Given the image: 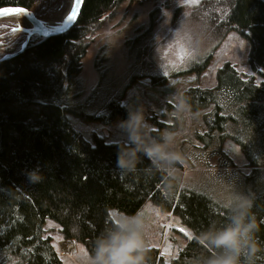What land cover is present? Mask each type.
<instances>
[{
    "label": "trees",
    "instance_id": "trees-1",
    "mask_svg": "<svg viewBox=\"0 0 264 264\" xmlns=\"http://www.w3.org/2000/svg\"><path fill=\"white\" fill-rule=\"evenodd\" d=\"M35 1L0 0V7L31 8ZM123 1L84 0L67 32L34 35L22 50V44L17 46L19 31L13 40L0 43V59L10 55L0 61V264H64L45 234L46 220L59 226L64 240H74L90 251L111 218L110 210L134 213L147 201L178 217L192 232L170 263L157 247H150L147 264H197L202 255L210 254L198 242L199 233L210 222L222 223L227 209L206 191L182 186L177 160L158 167L138 152L135 166L122 168L118 155L127 151L130 142L110 143L96 134L90 142L66 117L70 113L103 123L116 115L122 121L128 118L122 92L104 88L105 49L96 55L99 78L86 96L80 78L94 35ZM157 11L150 12V23L143 31L126 40L132 68L140 63L155 68ZM190 17L197 24L206 23L200 36L214 47L231 30L246 39L248 65L262 78L257 82L253 75L245 76L225 62L217 69L212 87H187L182 98L190 111L208 108L202 114L203 131L194 133L199 145H193L189 162L198 159L209 165L215 158L219 166L233 167L223 149L224 141L231 140L251 168L249 174L238 176L237 188L253 198L250 211L257 223L253 238L258 249L253 264H264V0H199ZM209 60L206 57L196 69L204 70ZM150 78L162 84L167 76ZM158 124L156 139L163 126H173ZM138 135L145 142L144 128L138 129ZM33 172L41 177L38 182L28 178ZM246 258L247 250L241 259Z\"/></svg>",
    "mask_w": 264,
    "mask_h": 264
},
{
    "label": "rangeland",
    "instance_id": "rangeland-1",
    "mask_svg": "<svg viewBox=\"0 0 264 264\" xmlns=\"http://www.w3.org/2000/svg\"><path fill=\"white\" fill-rule=\"evenodd\" d=\"M71 2L72 0H36L30 9L38 19L55 25L69 12ZM198 2L199 0H124L110 20L94 35L82 60L80 78L86 96L99 78L94 67L96 55L101 48L105 49L107 59L103 66L107 68V73L103 77L104 88L121 91L122 103L128 112L130 108H143V118L150 126L145 129V143L156 139L154 131L159 130L158 121L173 125L171 128L163 126L160 132L168 130L175 134L173 138L170 137V151L179 156L177 161L181 169L175 171L180 174L182 186L194 188L199 192L206 191L204 193L224 204L237 193L244 192L243 189L237 188V183H240L238 176L249 174L251 168L247 166L240 148L231 140L224 141L223 149L232 158L233 167H221L215 158H210L209 165L198 159L194 160L195 164L189 162L188 159L193 158V145H199L194 133L203 131L202 114L208 108L190 111L182 98V92L190 86L212 87L217 69L225 62L235 65L245 76L253 75L257 82L262 78L251 71L247 62L249 43L235 30L229 31L217 47L201 38L200 31L206 27V23L201 21L197 24L190 17ZM154 9H158L154 29L157 48L155 68L150 69L145 63L132 68V56L126 40L133 39L138 31H143L149 25V14ZM162 9H166L170 14L167 21ZM30 29V23L21 16L2 18L0 43L8 39L13 40L15 31H19L22 35L18 46L23 43ZM208 56L210 60L207 67L197 70ZM159 74L167 76L166 81L162 84L152 83L150 76ZM66 117L72 127L90 142L96 134L106 142L129 143L128 133L122 126L120 115H116L107 123L100 120H83L70 113H66ZM171 170L173 171V168ZM262 170L264 174V168ZM139 210L147 212L156 221L152 227L151 247H157L164 260L170 263L176 248L181 247L185 240L192 236L191 230L178 217L161 210L150 201L145 202ZM119 213L121 212L110 210L111 217ZM181 228L185 231L181 232ZM44 230L64 264L70 251L76 247L83 248L74 240H64L59 234V226L52 220L45 221Z\"/></svg>",
    "mask_w": 264,
    "mask_h": 264
},
{
    "label": "clouds",
    "instance_id": "clouds-1",
    "mask_svg": "<svg viewBox=\"0 0 264 264\" xmlns=\"http://www.w3.org/2000/svg\"><path fill=\"white\" fill-rule=\"evenodd\" d=\"M162 12L167 21L169 12L166 9H162ZM122 126L128 133L130 143L127 151L118 155V166L133 168L138 152L144 153L158 167L166 168L179 159V156L170 151L169 141L174 133L162 130L160 138H153L148 144L137 134L138 129L150 127L143 118L142 107L130 108L128 118L122 122ZM28 178L32 182L41 179L35 172L29 173ZM252 204V196L242 192L223 204L227 209L226 219L220 224L210 222L199 233L198 242L210 254L202 255L197 264H253V254L258 249L253 238L257 223L250 211ZM155 223L142 210L119 213L106 221L105 227L95 237L90 251L84 247H76L67 254L65 264H147V254L152 246V227ZM245 250L247 258L242 261Z\"/></svg>",
    "mask_w": 264,
    "mask_h": 264
},
{
    "label": "water",
    "instance_id": "water-1",
    "mask_svg": "<svg viewBox=\"0 0 264 264\" xmlns=\"http://www.w3.org/2000/svg\"><path fill=\"white\" fill-rule=\"evenodd\" d=\"M83 2H84V0H80V4L77 5V7H75V15H74L71 10L76 4V0H72L69 12L67 13L66 22L64 24L56 26V27L46 26L45 22L38 19L33 14L32 10L28 7H24V6H20V5L5 6L8 8H11V7L20 8V9H14L13 11H25L24 13H22L20 15H22V17L24 19H26L31 25V29L27 31L24 42L22 43L21 50L24 49V47L28 44L29 39L34 35H37L40 37H49L52 35H57V34H62V33L67 32L76 23V21L79 17ZM5 7H0V8H5ZM2 12H3V10L0 9V19L6 18L7 16H10L8 14H2ZM20 29H22V28H20ZM9 56H10L9 54L4 55L0 59V61L8 58Z\"/></svg>",
    "mask_w": 264,
    "mask_h": 264
},
{
    "label": "snow or ice",
    "instance_id": "snow-or-ice-1",
    "mask_svg": "<svg viewBox=\"0 0 264 264\" xmlns=\"http://www.w3.org/2000/svg\"><path fill=\"white\" fill-rule=\"evenodd\" d=\"M79 4H80V0H76V4L71 10L74 15H75V7H77V5H79ZM0 9L3 10L2 14H8V15H12V16L20 15V14L25 12V11H13L14 9H20L17 7H11V8L5 7V8H0ZM180 231L184 232L185 230L183 228H181Z\"/></svg>",
    "mask_w": 264,
    "mask_h": 264
},
{
    "label": "bare ground",
    "instance_id": "bare-ground-1",
    "mask_svg": "<svg viewBox=\"0 0 264 264\" xmlns=\"http://www.w3.org/2000/svg\"><path fill=\"white\" fill-rule=\"evenodd\" d=\"M15 16H21L22 17V15H15ZM8 17H12V15H10V16H7L6 18H8ZM66 19H67V14H66V16L60 21V22H58V23H54L55 25H50V24H48V23H46L45 22V24H46V26H48V27H56V26H59V25H62V24H64L65 22H66Z\"/></svg>",
    "mask_w": 264,
    "mask_h": 264
},
{
    "label": "crops",
    "instance_id": "crops-1",
    "mask_svg": "<svg viewBox=\"0 0 264 264\" xmlns=\"http://www.w3.org/2000/svg\"><path fill=\"white\" fill-rule=\"evenodd\" d=\"M72 241V240H71Z\"/></svg>",
    "mask_w": 264,
    "mask_h": 264
}]
</instances>
